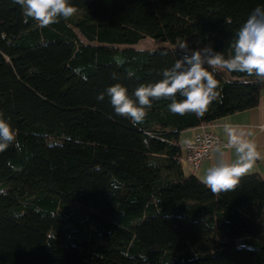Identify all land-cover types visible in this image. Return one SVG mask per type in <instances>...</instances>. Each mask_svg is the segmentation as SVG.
<instances>
[{
  "label": "trees",
  "instance_id": "trees-1",
  "mask_svg": "<svg viewBox=\"0 0 264 264\" xmlns=\"http://www.w3.org/2000/svg\"><path fill=\"white\" fill-rule=\"evenodd\" d=\"M69 3L71 18L40 28L0 0V113L18 141L0 152V264H264V180L241 175L213 193L185 174L179 141L256 106L264 81L209 68L220 95L203 117L161 99L137 126L107 94L97 100L117 83L131 96L162 79L183 55L178 41L230 57L264 0ZM144 38L159 45L134 47Z\"/></svg>",
  "mask_w": 264,
  "mask_h": 264
},
{
  "label": "clouds",
  "instance_id": "clouds-1",
  "mask_svg": "<svg viewBox=\"0 0 264 264\" xmlns=\"http://www.w3.org/2000/svg\"><path fill=\"white\" fill-rule=\"evenodd\" d=\"M13 2L20 5L23 15L37 22L40 28L58 23L60 18L67 20L76 12L69 0ZM231 48L233 54L226 58L210 44L190 49L187 41H178L177 49L183 55L160 73L162 79L141 84L131 96L125 86L117 83L100 93L97 100L103 101L107 94L115 113L128 118L133 126L143 124L153 102L161 99L170 101L167 108L172 114L184 116L193 113L197 118L203 117L209 105L220 95L219 82L209 68L245 73L264 81V7L257 6L252 10L235 34ZM115 63L121 67L124 62L117 58ZM128 75L132 76L133 73L129 72ZM112 78L117 79L116 72L112 73ZM226 131L228 144L235 149L237 158L229 163L221 153L219 161L206 169L203 183L213 193L235 189L240 176L259 158L256 145L245 138L243 131H237L231 126H226ZM13 143L18 146L16 134L3 113H0V152H4ZM217 151L220 149L217 148Z\"/></svg>",
  "mask_w": 264,
  "mask_h": 264
},
{
  "label": "crops",
  "instance_id": "crops-1",
  "mask_svg": "<svg viewBox=\"0 0 264 264\" xmlns=\"http://www.w3.org/2000/svg\"><path fill=\"white\" fill-rule=\"evenodd\" d=\"M226 126H231L237 131H243L245 138L256 145L259 153V158L253 163V166L242 175L258 174L264 180V91L261 93L256 106L224 115L206 125V128L221 140V145L218 147L220 151L216 149L212 156L203 159L195 170L189 169L184 164L185 174H194L203 182L206 169L219 161L221 153L223 159L229 163L236 160L235 149L228 144ZM198 131V126L182 131L180 134L183 136L182 144L185 139L191 138Z\"/></svg>",
  "mask_w": 264,
  "mask_h": 264
},
{
  "label": "built area",
  "instance_id": "built-area-1",
  "mask_svg": "<svg viewBox=\"0 0 264 264\" xmlns=\"http://www.w3.org/2000/svg\"><path fill=\"white\" fill-rule=\"evenodd\" d=\"M207 124H200L199 131L183 142V163L191 170H195L205 158H210L220 147L221 140L206 128Z\"/></svg>",
  "mask_w": 264,
  "mask_h": 264
},
{
  "label": "rangeland",
  "instance_id": "rangeland-1",
  "mask_svg": "<svg viewBox=\"0 0 264 264\" xmlns=\"http://www.w3.org/2000/svg\"><path fill=\"white\" fill-rule=\"evenodd\" d=\"M159 44L154 43L150 38H144L139 40L137 43L134 44L136 48H154L157 47ZM180 143L183 141V136L179 138Z\"/></svg>",
  "mask_w": 264,
  "mask_h": 264
}]
</instances>
